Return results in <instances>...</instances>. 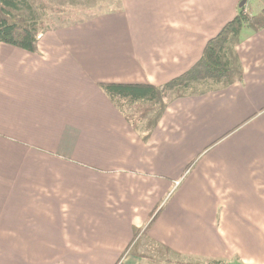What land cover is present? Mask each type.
<instances>
[{
    "label": "crops",
    "instance_id": "1",
    "mask_svg": "<svg viewBox=\"0 0 264 264\" xmlns=\"http://www.w3.org/2000/svg\"><path fill=\"white\" fill-rule=\"evenodd\" d=\"M119 1L35 51L0 43V264H147L150 238L264 264V27L242 31V79L171 91L155 120L100 83L187 71L240 0Z\"/></svg>",
    "mask_w": 264,
    "mask_h": 264
},
{
    "label": "trees",
    "instance_id": "2",
    "mask_svg": "<svg viewBox=\"0 0 264 264\" xmlns=\"http://www.w3.org/2000/svg\"><path fill=\"white\" fill-rule=\"evenodd\" d=\"M101 2L106 3L107 7H115V4L107 5L113 0H0V43L35 51L38 40L44 33L80 24L92 16L101 14L92 12L94 15L91 14L90 17L83 15L89 14L93 3L96 5ZM115 3L118 4L120 1L115 0ZM258 5L256 0H250L245 5L239 6L237 14L208 40L196 64L166 83L156 86L144 83L101 82V88L121 109L123 107L118 99L123 96L136 99L140 110L148 111L157 105L156 120L166 110L168 104L166 95L171 91L178 93L179 96L197 94L242 79L243 67L237 46L241 42L244 28H252L256 31L264 27V6L257 12L253 10V7ZM111 10L114 9L101 12L108 13ZM73 16H77L76 20ZM152 220L149 219L147 227ZM140 232L142 234L141 229H134L133 243L129 246V251L132 253H140L133 245L139 238ZM166 251L168 254L166 253L167 255L161 259L139 255L147 264H229L222 259L207 256L178 255L182 257L175 258L169 250ZM184 258L188 259L183 260Z\"/></svg>",
    "mask_w": 264,
    "mask_h": 264
},
{
    "label": "rangeland",
    "instance_id": "3",
    "mask_svg": "<svg viewBox=\"0 0 264 264\" xmlns=\"http://www.w3.org/2000/svg\"><path fill=\"white\" fill-rule=\"evenodd\" d=\"M257 1V3H259V5L258 6H254L253 7V10L255 11V12H257V11H259L260 10V8L262 7V6H264V0H256ZM241 2H242V0H240L239 1V3L237 4V6H236V8H237V10H236V13H235V15L237 14V12H238V9H239V6H240V4H241ZM91 4V3H90ZM110 4H113V6H114V4H115V7H107L106 6V3H96V5H95V3H93V5L90 7L91 8V11L89 12V14H83L84 16H87V17H90V16H92V15H94V14H92V12H95V13H98V12H100V13H103V12H101V11H103V10H106V9H110V8H112V9H114V10H111V11H115V10H117V9H119L120 7H121V2L120 3H118V4H116L115 3V0H113V2H108L107 3V5H110ZM92 14V15H91ZM234 15V16H235ZM233 16V17H234ZM76 17L77 16H73V19L74 20H76ZM232 17V18H233ZM231 18V19H232ZM230 20V19H229ZM226 24V23H225ZM224 24V25H225ZM58 30V29H57ZM57 30H54V31H57ZM216 35V34H215ZM214 35V36H215ZM213 37V36H212ZM188 173V171H186V174ZM182 179V178H181ZM181 179H179V180H181ZM180 182V181H179ZM178 182V183H179ZM176 185H178L177 183H175ZM176 185H174V187H176ZM174 191V188L169 192V194H171L172 192ZM150 240H151V243H150V245L148 246V247H146V250H144V249H142V251L143 252H145V253H149V254H151L152 253V255H147V254H145V255H147V256H151V257H153L154 259H161V258H164L168 253H167V251H166V253L167 254H164V252H160V253H157L156 252V250H155V247H162L160 244H158L155 240H153L152 238H150ZM146 241H147V238H146ZM151 247V248H150ZM163 248V247H162ZM134 249L135 250H137L138 249V244H136L135 243V245H134ZM163 249H165V248H163ZM128 251H129V249H128ZM139 252V251H138ZM171 252V251H170ZM183 256H185V255H183ZM173 257H175V258H178L179 256L178 255H173ZM182 256H180L179 258H181ZM186 259H188V258H184L183 260H186Z\"/></svg>",
    "mask_w": 264,
    "mask_h": 264
},
{
    "label": "water",
    "instance_id": "4",
    "mask_svg": "<svg viewBox=\"0 0 264 264\" xmlns=\"http://www.w3.org/2000/svg\"><path fill=\"white\" fill-rule=\"evenodd\" d=\"M246 1H247V0H242V2H241V4H240V6H243V5H245Z\"/></svg>",
    "mask_w": 264,
    "mask_h": 264
}]
</instances>
